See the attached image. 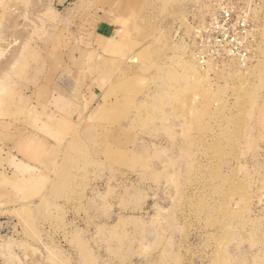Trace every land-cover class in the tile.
<instances>
[{"label":"rangeland","instance_id":"374dc122","mask_svg":"<svg viewBox=\"0 0 264 264\" xmlns=\"http://www.w3.org/2000/svg\"><path fill=\"white\" fill-rule=\"evenodd\" d=\"M226 1L245 67L192 57L213 0H0V264H264V0Z\"/></svg>","mask_w":264,"mask_h":264},{"label":"built area","instance_id":"2783aa9c","mask_svg":"<svg viewBox=\"0 0 264 264\" xmlns=\"http://www.w3.org/2000/svg\"><path fill=\"white\" fill-rule=\"evenodd\" d=\"M214 13L195 30L194 54L201 66L210 61H233L240 66L251 62L254 27L246 9L226 0H213Z\"/></svg>","mask_w":264,"mask_h":264},{"label":"bare ground","instance_id":"6f19581e","mask_svg":"<svg viewBox=\"0 0 264 264\" xmlns=\"http://www.w3.org/2000/svg\"><path fill=\"white\" fill-rule=\"evenodd\" d=\"M192 57L194 58L195 61L197 60L194 53L192 54ZM196 62H198V61H196ZM188 68L189 69H192L193 68L195 71H198V69L196 68V66L193 65V63H191L190 65H188Z\"/></svg>","mask_w":264,"mask_h":264},{"label":"crops","instance_id":"0c3cea01","mask_svg":"<svg viewBox=\"0 0 264 264\" xmlns=\"http://www.w3.org/2000/svg\"><path fill=\"white\" fill-rule=\"evenodd\" d=\"M108 34H109V33H106V31L102 32V35L108 36ZM112 40H114V37H113ZM110 45H112V43H111ZM114 45H115V44H114ZM114 45H113V46H114ZM57 90H58V89H57ZM53 115H55V114H53ZM55 116H57V115H55ZM54 118H55V117H54ZM57 118H58V116H57ZM55 119H56V118H55ZM58 120H59V118H58ZM58 120H57V121H58Z\"/></svg>","mask_w":264,"mask_h":264}]
</instances>
